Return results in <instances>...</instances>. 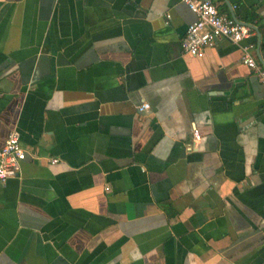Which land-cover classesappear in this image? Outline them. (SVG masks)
<instances>
[{"label":"crops","instance_id":"1","mask_svg":"<svg viewBox=\"0 0 264 264\" xmlns=\"http://www.w3.org/2000/svg\"><path fill=\"white\" fill-rule=\"evenodd\" d=\"M212 1L264 67V0ZM195 18L0 0V147L17 129L26 151L0 182V264H264V84L225 39L183 52Z\"/></svg>","mask_w":264,"mask_h":264},{"label":"built area","instance_id":"2","mask_svg":"<svg viewBox=\"0 0 264 264\" xmlns=\"http://www.w3.org/2000/svg\"><path fill=\"white\" fill-rule=\"evenodd\" d=\"M192 11L196 18L186 29L181 40L183 52L193 56H201L204 50L212 46L217 40L225 39L236 44L240 49L241 61L251 68L264 84V67L256 61L253 45L245 42L253 30L250 26L237 22L231 15L218 9L212 0H179ZM138 111L149 109L148 103L137 106ZM193 140H200L197 129L192 131ZM26 159V151L20 143L17 129H12L0 147V182L18 175L21 162ZM57 162V159H52Z\"/></svg>","mask_w":264,"mask_h":264},{"label":"water","instance_id":"3","mask_svg":"<svg viewBox=\"0 0 264 264\" xmlns=\"http://www.w3.org/2000/svg\"><path fill=\"white\" fill-rule=\"evenodd\" d=\"M237 22H240V21H238V19L235 17V15H231ZM240 23H244V22H240ZM244 24H246V25H248V26H250V27H252V25L250 24V23H244Z\"/></svg>","mask_w":264,"mask_h":264},{"label":"trees","instance_id":"4","mask_svg":"<svg viewBox=\"0 0 264 264\" xmlns=\"http://www.w3.org/2000/svg\"><path fill=\"white\" fill-rule=\"evenodd\" d=\"M255 18H256V15H252V17L249 18V22H253ZM263 48H264V45H263Z\"/></svg>","mask_w":264,"mask_h":264}]
</instances>
